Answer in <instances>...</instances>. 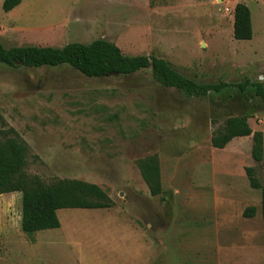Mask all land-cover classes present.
Segmentation results:
<instances>
[{"label": "rangeland", "instance_id": "1", "mask_svg": "<svg viewBox=\"0 0 264 264\" xmlns=\"http://www.w3.org/2000/svg\"><path fill=\"white\" fill-rule=\"evenodd\" d=\"M0 0L5 47L116 43L124 54L167 60L199 83L244 84L189 96L152 69L88 77L69 65L0 63V144L29 147L26 172L50 184L103 188L106 209H60L61 226L25 234L22 193L0 194V264H264V160L252 136L211 144L231 116L264 135V0ZM252 13L253 37H234V9ZM155 156L163 191L153 196L139 163ZM254 206L256 215L245 217Z\"/></svg>", "mask_w": 264, "mask_h": 264}, {"label": "trees", "instance_id": "2", "mask_svg": "<svg viewBox=\"0 0 264 264\" xmlns=\"http://www.w3.org/2000/svg\"><path fill=\"white\" fill-rule=\"evenodd\" d=\"M22 0H4L2 8L8 12ZM252 13L248 5L238 3L234 9V37L250 40L253 37ZM0 63L8 66L32 68L69 65L88 77H109L131 75L142 69L151 68L154 79L164 87H174L189 96L205 97L210 92L220 93L225 88L240 87L244 84L227 82L199 83L174 69L170 63L154 55L130 56L123 53L114 42L96 39L88 44L70 42L62 47L53 46H12L5 47L0 38ZM256 93L264 98V88L257 84ZM252 136L251 154L255 161L264 160V135L253 131L247 116H231L223 128L212 135L214 148L223 149L238 137ZM29 147L18 137H10L0 144V194L21 192V229L32 236L46 229L59 228L60 209H106L114 206L108 193L95 183L80 179H58L46 183L40 177H31L26 172ZM141 174L153 196L163 191L159 161L149 156L139 163ZM250 186L260 189L262 194V219L264 224V186L256 176L254 167H246ZM243 215H256L254 206L247 207Z\"/></svg>", "mask_w": 264, "mask_h": 264}]
</instances>
